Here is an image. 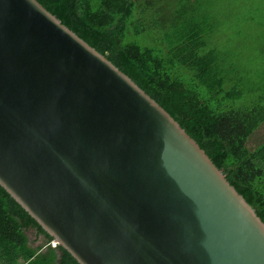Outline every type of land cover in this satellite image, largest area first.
<instances>
[{"label": "water", "instance_id": "95a60500", "mask_svg": "<svg viewBox=\"0 0 264 264\" xmlns=\"http://www.w3.org/2000/svg\"><path fill=\"white\" fill-rule=\"evenodd\" d=\"M0 187L78 264H264L222 170L37 0H0Z\"/></svg>", "mask_w": 264, "mask_h": 264}, {"label": "trees", "instance_id": "16d2710c", "mask_svg": "<svg viewBox=\"0 0 264 264\" xmlns=\"http://www.w3.org/2000/svg\"><path fill=\"white\" fill-rule=\"evenodd\" d=\"M163 107L264 223V100L245 98L243 70L209 44L223 22L214 0H37ZM171 13V16L170 14ZM43 244L32 247L27 232ZM0 187V264H78Z\"/></svg>", "mask_w": 264, "mask_h": 264}, {"label": "rangeland", "instance_id": "374dc122", "mask_svg": "<svg viewBox=\"0 0 264 264\" xmlns=\"http://www.w3.org/2000/svg\"><path fill=\"white\" fill-rule=\"evenodd\" d=\"M196 4L197 0H162L170 12L178 2ZM200 2V0H198ZM220 14L215 19L223 22L209 41L211 46L226 48L243 70L245 98L252 102L264 100V0H214ZM171 16V13H168ZM264 140V123L250 136L247 145L254 148ZM29 244L37 247L43 238L27 232ZM55 243V242H54ZM58 246L56 243L54 247Z\"/></svg>", "mask_w": 264, "mask_h": 264}, {"label": "built area", "instance_id": "2783aa9c", "mask_svg": "<svg viewBox=\"0 0 264 264\" xmlns=\"http://www.w3.org/2000/svg\"><path fill=\"white\" fill-rule=\"evenodd\" d=\"M55 243L54 242H51V246L54 247Z\"/></svg>", "mask_w": 264, "mask_h": 264}, {"label": "clouds", "instance_id": "9594fccd", "mask_svg": "<svg viewBox=\"0 0 264 264\" xmlns=\"http://www.w3.org/2000/svg\"><path fill=\"white\" fill-rule=\"evenodd\" d=\"M51 242H54V241L52 240ZM50 245H51V243H50ZM51 247H52V246H51Z\"/></svg>", "mask_w": 264, "mask_h": 264}]
</instances>
